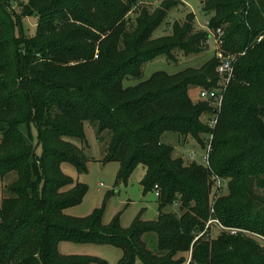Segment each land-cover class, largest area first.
Segmentation results:
<instances>
[{
    "label": "trees",
    "instance_id": "16d2710c",
    "mask_svg": "<svg viewBox=\"0 0 264 264\" xmlns=\"http://www.w3.org/2000/svg\"><path fill=\"white\" fill-rule=\"evenodd\" d=\"M145 1L151 0H28L17 14L9 0H0V176L16 174L0 204V264H102L60 254V241L115 245L122 250L118 264H135L136 257L144 264H264L256 238H264V0H201L204 12L213 13L208 28L230 23L221 50L235 54L234 74L219 111L188 94L190 86H216V56L198 68L156 71L122 85L140 78L143 65L158 55L172 61L173 49L197 54L208 48L210 34L194 29L192 13L170 35L152 38L179 2L162 1L150 13L140 5ZM30 15L37 27L28 37L20 21ZM214 112L210 129L201 117ZM85 121L110 132L103 161L119 164L116 183L126 184L141 164L143 194L157 186L153 220L138 215L124 229L119 215L104 224L102 208L87 216L66 213L86 187L60 165L69 161L85 170L83 148L69 140H84ZM31 124L39 155L21 130ZM165 132L203 147L211 135L207 165L173 157L160 141ZM213 176L226 180L227 192L210 206ZM174 203L180 213L166 211ZM208 219L248 233L211 238ZM150 232L156 253L142 240Z\"/></svg>",
    "mask_w": 264,
    "mask_h": 264
},
{
    "label": "rangeland",
    "instance_id": "374dc122",
    "mask_svg": "<svg viewBox=\"0 0 264 264\" xmlns=\"http://www.w3.org/2000/svg\"><path fill=\"white\" fill-rule=\"evenodd\" d=\"M162 1L165 0L145 1L144 4L140 3V5H145L146 9L151 13L161 4ZM171 1H178L179 4L168 11V14L162 24L152 33V38L170 35L173 33V25L177 23L182 24L185 21L186 16L189 13H192L194 16V29L205 30L210 34L207 41L208 48L197 54H183L179 49H173L172 55H174L175 59L172 61L168 60L165 55H158L143 65L140 78H125L122 82L124 87L134 85L140 80H145L156 71H164L168 74H175L187 67L198 68L213 56H216L219 61L222 57L235 56V54L231 53L223 55L222 53L224 52L221 50L224 31L230 26V23H224L220 26V29L213 31L208 28V20L213 13L207 14L204 12L201 0ZM27 2L28 0H9V8L12 12L19 14V6L26 4ZM140 5L135 6L133 11L129 13V18L131 20H134V18L141 12ZM20 22L21 30L25 36L30 37L35 34L37 27L36 15L22 17ZM218 81L216 82V85ZM201 89L203 90L204 87L190 86L188 88V94L194 102L203 101L199 97ZM206 118L207 116L203 115L201 120L204 122ZM83 127L84 140L78 137H72L69 138V140L75 145L83 148L84 154L87 158L85 170H79L74 163L69 161L62 162L60 169L68 178L74 182L84 185L86 187V193L83 196L82 201L77 205L67 208L66 213L73 216H87L96 209L102 208V222L104 224H110L113 218L119 215L120 226L124 229L129 228L134 218L138 215H140L141 219L144 221L153 220L158 213L157 197L155 196V190L149 191L145 195L143 194L142 186L140 184L144 174L143 166L140 164L134 169L126 184L116 183L119 164L114 161H103L105 151L110 141V132L105 130L102 133H99L96 127L88 121L84 122ZM21 130L28 142L35 147V151L39 155L41 147L38 142L37 130L35 126L33 124L29 127L22 126ZM1 132L2 125L0 124V136ZM201 138L205 139L202 135ZM160 141L163 144L169 145L172 148V156L180 157L185 164L192 163V161L201 165L205 164L204 156L206 153V145L203 147V145L197 142L194 138L190 136L182 137L175 132H165L161 135ZM191 153H193V158L190 156ZM15 178V172H10L3 177L0 176V204L3 197L6 196V188ZM222 187L223 188L218 195L225 194L227 192L226 183ZM216 197L217 195H210V206L213 204ZM166 211L180 213L179 203H174L173 205L167 207ZM211 220L216 219H208L207 224ZM207 228L210 234L209 236L211 238H215L222 231L229 232L228 229L231 227H226V230L221 229L217 222H212L208 224ZM238 231L248 233V231L242 229H237V232ZM256 238L264 247V238ZM142 240L145 242L150 251L154 253L157 252V237L155 233L150 232L144 234L142 236ZM57 250L63 255H86L94 257L101 260L102 264H118V261L122 256V250L112 244L60 241L57 245ZM135 264L144 263L139 257H136Z\"/></svg>",
    "mask_w": 264,
    "mask_h": 264
},
{
    "label": "built area",
    "instance_id": "2783aa9c",
    "mask_svg": "<svg viewBox=\"0 0 264 264\" xmlns=\"http://www.w3.org/2000/svg\"><path fill=\"white\" fill-rule=\"evenodd\" d=\"M234 61L235 57H222L217 65L216 72L219 76V81L217 85L211 89H203L199 92V97L203 101L211 102L213 107L219 111L222 105V101L224 98L225 91L227 89V86L233 76L234 71ZM207 116V115H206ZM205 124L210 128L213 129L217 122V113L214 112V115L207 116L206 120L204 121ZM212 136L210 135L207 144H206V153L204 156L205 165H207V157L208 152L210 150V140ZM191 158H193V153L190 154ZM226 180L221 179L218 176H213V196L218 195V193L221 191L222 186L225 184ZM155 196L157 197L158 190L157 186H155ZM212 222H217L219 227L221 229H227L222 224H220L217 220H211L208 222V224ZM208 224L206 225V228L208 227ZM230 233L235 234L237 233V229L230 228L228 229Z\"/></svg>",
    "mask_w": 264,
    "mask_h": 264
},
{
    "label": "crops",
    "instance_id": "0c3cea01",
    "mask_svg": "<svg viewBox=\"0 0 264 264\" xmlns=\"http://www.w3.org/2000/svg\"><path fill=\"white\" fill-rule=\"evenodd\" d=\"M143 173H144V169H143Z\"/></svg>",
    "mask_w": 264,
    "mask_h": 264
}]
</instances>
